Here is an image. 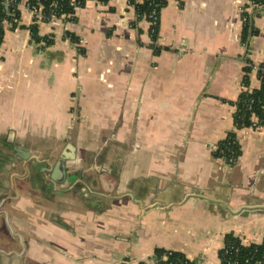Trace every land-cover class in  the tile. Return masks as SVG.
Masks as SVG:
<instances>
[{"label": "crops", "instance_id": "0c3cea01", "mask_svg": "<svg viewBox=\"0 0 264 264\" xmlns=\"http://www.w3.org/2000/svg\"><path fill=\"white\" fill-rule=\"evenodd\" d=\"M165 1L155 53L128 0H88L75 22H38L54 36L47 47L19 0L0 43V264H157L156 248L220 264L227 235L263 241L264 125L237 129L233 113L246 59L248 88L260 86L264 12L248 8L257 33L243 43L245 0ZM229 132L234 165L209 148ZM10 136L46 163L26 165ZM80 182L111 183L114 198L85 202Z\"/></svg>", "mask_w": 264, "mask_h": 264}, {"label": "trees", "instance_id": "16d2710c", "mask_svg": "<svg viewBox=\"0 0 264 264\" xmlns=\"http://www.w3.org/2000/svg\"><path fill=\"white\" fill-rule=\"evenodd\" d=\"M32 4H40L42 6V13L44 19L42 22H49V18L55 16L60 18L62 22H75V8L70 4V0H29ZM78 7L84 6L88 0H77ZM107 3L110 0H100ZM264 12V0H255ZM17 2L19 0H0V43L4 34L3 21L9 22V29L13 30L17 27V23L12 22L14 17L19 19L20 12L17 9ZM133 5L136 13L135 22L132 26L135 27L142 18H147L153 11L156 12L159 18L160 10L165 5V0H129ZM31 38L35 42H42L44 47L53 43V34L40 35L38 30V22L33 19V23L28 27ZM154 31L148 32L152 40L151 47L155 53H158L160 48L155 45L157 40L159 21L153 27ZM257 33L250 24V16H247V22L242 26L241 40L246 43L248 38ZM64 37L68 38L71 42L79 44V39L71 31H65ZM78 50L83 53L81 47ZM260 69L264 70V58L259 64ZM244 76L242 78V85L247 87V90H242L234 102L235 111L233 113L234 125L237 129L247 127L251 123V117L257 116L264 119V76L258 88L249 89V73L252 70V62L246 59V64L243 68ZM257 71V76L260 75ZM250 106V108H249ZM222 150V151H221ZM214 157L222 158L227 164L234 165L240 155V146L236 138V133L229 132L223 139L217 142V149L212 151ZM232 158V162L229 159ZM220 264H233L232 261L236 260V264H264V239L260 243L243 244L240 239L233 235L225 237L224 246L218 252ZM157 264H197L195 261L189 259L183 252L175 250H166L163 248H156L153 254Z\"/></svg>", "mask_w": 264, "mask_h": 264}, {"label": "water", "instance_id": "95a60500", "mask_svg": "<svg viewBox=\"0 0 264 264\" xmlns=\"http://www.w3.org/2000/svg\"><path fill=\"white\" fill-rule=\"evenodd\" d=\"M9 143L12 144V151L14 153V155H16L17 157H19L20 159L24 160L26 165L28 163H30L31 161H37L39 163H46V160H41L38 159L34 154H32L27 148L17 145L14 143L13 139L10 138L8 139ZM67 149L70 151V153H63L54 163L53 167H52V172L50 175V178L54 181V182H58L60 181V178L62 177L63 179L65 178V172H64V166H65V159H67V157H71V152L74 150V147L71 144L67 145ZM25 165V170L27 171ZM47 170V169H46ZM102 177H104L105 179L108 177L111 178L107 172L105 171V169L102 170V174L99 176V179L102 181ZM76 191L79 193V198H82L83 201L86 202V200H94V197H105V198H114V196H111L110 193H114V189L111 187V183L109 186L105 187L104 185L101 186V191H96L93 190L89 185H87L85 182H80V186L76 189ZM213 200V199H211ZM216 202H222V201H218L215 200ZM233 211V210H232ZM233 212H237V211H233Z\"/></svg>", "mask_w": 264, "mask_h": 264}, {"label": "built area", "instance_id": "2783aa9c", "mask_svg": "<svg viewBox=\"0 0 264 264\" xmlns=\"http://www.w3.org/2000/svg\"><path fill=\"white\" fill-rule=\"evenodd\" d=\"M11 1H15V0H11ZM96 1H98V2H100V3H103V2L100 1V0H96ZM137 1H142V0H137ZM245 1L247 2V6L244 5V6H241V7L239 8V11H240V13H241V20H242V23H243V24L247 22V16L249 15V12H248L249 9H248V8H254V7H258V6H260L255 0H245ZM18 3H19V2H17V6H18ZM70 4L74 6L75 10H76L77 8H79V7L77 6V5H78V1H77V0H70ZM128 4H130V3H129V0H128ZM130 5H131V4H130ZM132 6H133V5H132ZM25 7H26L29 11H31V13H32V15H33V19H36L37 22H41V21H43L44 16H43V13H42V6H41L40 4H36V5H34V4H32L29 0H25ZM141 20H145V21L148 23L149 27H150V32H153V31H154V28H153V27H155V26L158 24L159 18H158V15L156 14V12L153 11V12H152L147 18L144 17V18H142ZM141 20H140V21H141ZM55 21L60 22L61 19H60V18H56L55 16H52V14H51V16H50V18H49V22L52 23V22H55ZM12 22L17 23V22H18V18H17V17H14L13 20H12ZM5 23H6L7 25H10L9 22L3 21V22H2L3 26H4ZM155 45L158 46V45L156 44V41H155ZM253 68H255L256 71H260V72H261L260 75H258V81H259V83L261 84V82L263 81L264 70H263V69H260L259 65H257V66H253ZM243 88H244L243 90H247V87L243 86ZM249 89H250V88H249ZM249 108H250V106H249ZM262 125H264V119H261V118H259V117L253 115V116L251 117V123H250V125L247 126V127L258 128V127H260V126H262ZM243 128H246V127H243ZM209 148H211L212 151L215 150V149H217V143L214 144V145L210 144V145H209ZM221 151H222V150H221ZM229 162H230V163L232 162V158L229 159ZM231 263L236 264L237 261L234 260V261H232Z\"/></svg>", "mask_w": 264, "mask_h": 264}, {"label": "rangeland", "instance_id": "374dc122", "mask_svg": "<svg viewBox=\"0 0 264 264\" xmlns=\"http://www.w3.org/2000/svg\"><path fill=\"white\" fill-rule=\"evenodd\" d=\"M52 23H54V24H58L59 22H58V21H55V22H52Z\"/></svg>", "mask_w": 264, "mask_h": 264}]
</instances>
